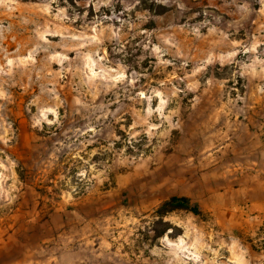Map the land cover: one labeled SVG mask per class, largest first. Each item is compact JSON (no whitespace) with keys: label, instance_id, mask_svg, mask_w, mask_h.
I'll return each mask as SVG.
<instances>
[{"label":"rangeland","instance_id":"1","mask_svg":"<svg viewBox=\"0 0 264 264\" xmlns=\"http://www.w3.org/2000/svg\"><path fill=\"white\" fill-rule=\"evenodd\" d=\"M263 124L264 0H0V264H264Z\"/></svg>","mask_w":264,"mask_h":264},{"label":"trees","instance_id":"2","mask_svg":"<svg viewBox=\"0 0 264 264\" xmlns=\"http://www.w3.org/2000/svg\"><path fill=\"white\" fill-rule=\"evenodd\" d=\"M260 138L262 142H264V124L261 129ZM138 146L139 145L135 143L134 145L130 147L128 146V147L131 149V148H138ZM177 211H185L188 213H193L194 215H197V216H203V212L199 204L192 202L187 197H177V196H173L167 200L162 201L158 205V207L154 210L153 214L155 218L162 220L167 215L177 212ZM166 232L167 231H161V230L155 229L156 237H161Z\"/></svg>","mask_w":264,"mask_h":264}]
</instances>
